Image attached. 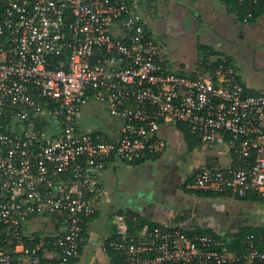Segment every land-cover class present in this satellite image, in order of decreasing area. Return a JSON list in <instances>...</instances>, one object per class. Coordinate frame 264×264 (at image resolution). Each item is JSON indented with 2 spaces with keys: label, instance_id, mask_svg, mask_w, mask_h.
I'll use <instances>...</instances> for the list:
<instances>
[{
  "label": "built area",
  "instance_id": "built-area-1",
  "mask_svg": "<svg viewBox=\"0 0 264 264\" xmlns=\"http://www.w3.org/2000/svg\"><path fill=\"white\" fill-rule=\"evenodd\" d=\"M150 1L0 0V264H75L107 165L163 151V124L182 122L240 158L197 167L190 188L264 197V92L224 57L174 68L145 17ZM237 1L247 22L262 0ZM90 103L121 123L85 130ZM129 216L114 215L104 248L120 257L109 264H264L263 236L231 250L221 237ZM37 218L55 221L54 233L27 234Z\"/></svg>",
  "mask_w": 264,
  "mask_h": 264
},
{
  "label": "rangeland",
  "instance_id": "rangeland-1",
  "mask_svg": "<svg viewBox=\"0 0 264 264\" xmlns=\"http://www.w3.org/2000/svg\"><path fill=\"white\" fill-rule=\"evenodd\" d=\"M153 1L149 6L151 13H154L150 20L152 25H154L155 17H168L173 14L177 16L174 20L175 24L169 26L167 33L159 36L165 43L164 52L173 64L184 61L197 63L200 57L204 56L205 45H211L215 50L223 52V55L232 58L244 81L253 91L264 92V16L256 23L242 21L235 13L229 12L221 5L222 12L219 13L218 19L214 22L200 21L198 16L191 12L187 0ZM198 46H201V49ZM91 109L101 110L97 111L99 118H96ZM82 119L88 120L90 124L100 119L102 127L106 129H111L114 122L108 110L99 103L86 104L82 109ZM168 126L177 129L174 123H169ZM198 145L193 148H197ZM219 146L227 147L224 143L218 144ZM191 150L182 136L177 137L175 132L172 133L164 152V162L167 163L166 166L176 161L182 163L178 165V168L174 164L172 167L162 164L161 170L166 172L165 176H161L163 173L160 175L158 172L161 167H146L148 168L146 173L143 166L125 164L123 160L116 158L119 166L107 171L108 179L106 178L108 173L105 172L104 175L106 194L102 198L108 201L107 210L126 207L142 208L145 205L154 208L157 213L161 206L162 209H169L171 213L179 211L188 215L189 209L193 207V204H198L197 199L200 197L188 193L183 186L186 177L195 169ZM201 155L203 154L200 153ZM185 159H188V163ZM152 172L159 176V185L148 175ZM203 199L205 201L200 203L201 209L205 207L206 211L216 214V218L221 219L224 214L220 213V207L217 205L225 199L229 200L230 197L225 198L220 195ZM261 206L264 209V204ZM245 209L247 208L231 204L224 211L241 212ZM226 225L222 221L216 229H224ZM223 234L224 237H228L227 233ZM91 243L88 246L94 245Z\"/></svg>",
  "mask_w": 264,
  "mask_h": 264
},
{
  "label": "crops",
  "instance_id": "crops-1",
  "mask_svg": "<svg viewBox=\"0 0 264 264\" xmlns=\"http://www.w3.org/2000/svg\"><path fill=\"white\" fill-rule=\"evenodd\" d=\"M187 1L189 3L191 12L194 15L198 16V19L200 21L214 22L215 19H218L219 13L222 12L221 5L223 6V8L226 7V4L224 3L223 0H187ZM263 16L264 13L258 16L257 20L252 23H256L258 20H260L259 18ZM223 57L227 58L228 56L223 55V52L222 53L217 52L209 55L208 60L204 59V57L201 56L200 61H198L197 63L184 61L182 62V64H178L177 62L173 64L167 56L168 60L171 62V65L177 69H182V68L195 69L200 67L202 64H205L204 62L215 63L216 61L222 59ZM248 87L252 90L250 86ZM91 104L95 105L96 103H91ZM101 105L104 106L103 104ZM91 111L94 113L96 118H99V113H97V111H101L100 109H96V111L94 109H91ZM80 122H81V127L84 128L85 130L100 128L101 130L110 132L114 130L113 127H116L118 124L121 123V120L114 118V122H112V128L106 129L102 127L103 124H101L100 119H98L97 122L94 123L91 122L90 124L88 120L82 119V113H81ZM174 132L177 137L182 136V139L183 140L185 139L183 131L181 129H179L178 127L177 129H172L171 127L168 126V124H163L160 129V136L163 139V141L166 143L164 150L144 161H139V162L124 161L125 164H134L137 166H143V169L146 171V173L148 171V168L146 169V167L150 166L154 168L155 167L159 168L163 166L162 164H165L166 166L167 163L164 162V152L166 150L167 144H169L170 138L172 137V133ZM200 143L201 142H199V145L202 148L198 145L197 148H192V150L190 149L191 150L190 153L192 154L191 156L194 160L195 169L203 165L209 166V164L212 166H228L234 163L233 162L234 157L228 151L227 147H221V146L218 147V145H215L213 147H208ZM196 151L199 152L197 153ZM200 153L203 155L200 156ZM185 160L188 163V159ZM180 163L182 162L176 161L175 163H172L171 165H168L166 167H172L174 164V166L178 168L179 167L178 165ZM118 164L119 162H117V160L112 161L107 165L103 173L102 183L104 185V194L102 197H104L106 194L105 179L106 178L108 179L109 176V173L107 171H109L111 168H117L119 166ZM161 169L162 167L159 168L158 171L159 174L161 175V173H163V175L161 176H165L166 172H163ZM105 172H107L108 174L104 179ZM176 172L178 174V171ZM155 174L156 173L152 172L151 174L148 175L151 176V179H155V182H157L156 184L159 185L160 178ZM167 174H169V172ZM189 184L190 183H188L187 185L188 188H190ZM194 195L197 197L199 196L197 194ZM102 197L99 200L98 208L95 213L96 215L88 220L86 243L84 244L79 256L75 258L74 260L75 264H109L110 263L111 257L108 254V252L105 250L104 243L107 242V240L111 238V236L115 232L116 224L114 223V215L117 213H121L125 210L129 213L130 216H132L134 220H146V222L149 224L153 223L158 225H169L170 227L187 228L189 230L209 228L212 229L215 233H217L221 238L223 239L228 238L229 240L233 235V233H235L236 231H238L243 227H252V228L264 227V209L261 206V204H264V200L261 199L250 200V199H241L237 196L223 195V197L225 198L230 197V199L229 200L225 199L224 201L219 202V205H217L216 203V205L220 207L219 209L220 213L224 214L222 215L221 219H219L216 218L217 217L216 214H213L210 211H206L205 207L201 209L200 203L205 201L203 199V198H207L205 196L198 197L197 199L198 204L197 203L193 204V207L189 209L190 212L188 213V215H184V213L182 212L180 213L179 211L177 213H171L169 209H162L161 206H159V213H157L156 211H154V208L145 205H143L142 208L126 207V208H117L115 210H107L108 201L106 199H103ZM231 204H236L242 207H246L247 209L242 210L241 212H235V211L225 212L224 209H226ZM222 221L225 224H227L226 228L224 229L219 228V230L216 229L217 227H219ZM54 231H55V221L49 218H37L27 223V228H26L27 234L35 235L36 237L51 235L54 233ZM223 233H227L228 237H224ZM90 242L94 243V245L88 246L90 245Z\"/></svg>",
  "mask_w": 264,
  "mask_h": 264
},
{
  "label": "trees",
  "instance_id": "trees-1",
  "mask_svg": "<svg viewBox=\"0 0 264 264\" xmlns=\"http://www.w3.org/2000/svg\"><path fill=\"white\" fill-rule=\"evenodd\" d=\"M223 1L226 4L227 10L229 12L235 13L238 16V18L242 21L245 19V17L247 16V11L245 10L244 7H240L238 5L237 0H223ZM252 12H253V15L251 18H249V21L255 22L257 20L258 16H260L261 14L264 13V1L262 0V1L258 2V4L254 5ZM205 46H206V49H205V53H204L203 57L206 60H208V56L211 55L212 53H217V52L222 53L221 51L215 50L214 47L211 45L210 46L205 45ZM198 47H200V49H201V46H198ZM227 59L232 61V59L229 56L227 57ZM248 89L252 92L258 93V91H253L249 87H248ZM176 125L179 129H181L183 131L185 141H186V143L190 149H192L195 145L199 144V142H200L199 139L191 131V129L188 127V125H186L182 122H178V123H176ZM156 154H158V153H156ZM156 154H153L150 157H152ZM142 161H144V160H142ZM136 162H139V161H136ZM233 162L234 163H232V166H234V167L241 166V162H240L239 157L234 156ZM209 166H212V165L209 164ZM195 171L196 170H194L191 174H189L187 176V179L185 180V182L183 184V186L187 192L192 193V194H197L199 196H205V197H213V196H220V195L228 196V195L224 194L223 192H215V191H211V190H205L202 188H188L187 185H188V183H191L193 181ZM229 196H232V195H229ZM237 197H239V196H237ZM239 198L250 199V200H259V199L264 200L263 196H261L260 194H255L253 192L247 193L245 196L239 197ZM95 213L96 212H94L92 214H88V215H83V219H84L83 235L85 236L84 244L86 243V239H87L88 220L91 219L92 217H94L96 215ZM129 221H130V223H134L136 221H138L140 223H147L146 220H134L132 218V216H129ZM150 224L152 226L158 225V224H153V223H150ZM195 231H202V232L212 234L216 237H220L217 233H215L212 229H209V228L208 229H196ZM249 234H254L255 239L258 241L259 238H261L262 236L264 238V227H255V228L243 227V228L239 229L238 231H236L235 233H233L230 240L228 238H224V241L226 242V246L229 249L239 251V250L244 248L243 241L246 239V237ZM106 244H108V240H107ZM259 245H263V244H259ZM82 248L80 249V252L82 251ZM107 252L110 255V257L112 258V260H114V261L120 257V253L115 251V250H108ZM256 264H263V263L257 262Z\"/></svg>",
  "mask_w": 264,
  "mask_h": 264
},
{
  "label": "flooded vegetation",
  "instance_id": "flooded-vegetation-1",
  "mask_svg": "<svg viewBox=\"0 0 264 264\" xmlns=\"http://www.w3.org/2000/svg\"><path fill=\"white\" fill-rule=\"evenodd\" d=\"M154 1H150L146 10H145V17L149 23V25L155 30V35L156 37L158 38V40L160 41V43L162 44L163 46V49L165 47V43L162 42L159 38V36L161 35H165L167 33V31L169 30V26L170 25H174L175 24V21L176 20L175 18L177 17L176 15H170V16H166V17H155L153 20H154V25L151 24L150 20H151V17L154 13H151L150 9H149V6H150V3H153ZM178 64H182V62H177ZM182 66V65H181Z\"/></svg>",
  "mask_w": 264,
  "mask_h": 264
}]
</instances>
